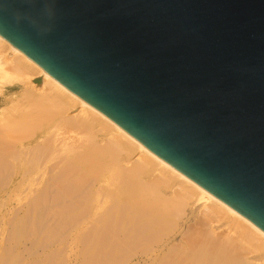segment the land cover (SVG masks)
I'll use <instances>...</instances> for the list:
<instances>
[{
  "label": "water",
  "instance_id": "obj_1",
  "mask_svg": "<svg viewBox=\"0 0 264 264\" xmlns=\"http://www.w3.org/2000/svg\"><path fill=\"white\" fill-rule=\"evenodd\" d=\"M0 37L264 233V0H0Z\"/></svg>",
  "mask_w": 264,
  "mask_h": 264
},
{
  "label": "bare ground",
  "instance_id": "obj_2",
  "mask_svg": "<svg viewBox=\"0 0 264 264\" xmlns=\"http://www.w3.org/2000/svg\"><path fill=\"white\" fill-rule=\"evenodd\" d=\"M2 100L0 187L20 191L36 223L82 242L87 257L99 264H264L258 227L0 37ZM75 107L80 112L71 115ZM174 225L188 226L179 241L167 235Z\"/></svg>",
  "mask_w": 264,
  "mask_h": 264
},
{
  "label": "rangeland",
  "instance_id": "obj_3",
  "mask_svg": "<svg viewBox=\"0 0 264 264\" xmlns=\"http://www.w3.org/2000/svg\"><path fill=\"white\" fill-rule=\"evenodd\" d=\"M19 91L15 92L16 94L14 92L7 93L8 97L16 98ZM19 104L20 108H23L21 110L17 108L15 111L17 113H13L15 118L11 117L12 120L8 118L9 122L18 119L19 110L21 112L26 110L24 105L27 103ZM5 106L3 100L0 101V110ZM79 112V108L75 107L72 109L71 115ZM23 196L20 191H11L0 187V264H99L98 258L93 259L85 255L84 248L81 247L82 242L75 241L68 236L66 238V235L63 237L61 233H58V236L50 233L54 228L51 224L36 223L38 218L36 209L32 208ZM27 222L29 224L26 225ZM187 227L180 228V226L174 225L168 230L167 235L174 236L175 234L179 241L181 239L180 232H186ZM128 262L130 263L129 260Z\"/></svg>",
  "mask_w": 264,
  "mask_h": 264
}]
</instances>
